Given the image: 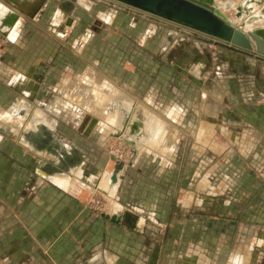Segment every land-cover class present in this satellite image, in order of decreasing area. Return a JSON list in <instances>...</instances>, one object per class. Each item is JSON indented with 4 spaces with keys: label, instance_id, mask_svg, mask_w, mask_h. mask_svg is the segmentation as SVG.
<instances>
[{
    "label": "crops",
    "instance_id": "obj_1",
    "mask_svg": "<svg viewBox=\"0 0 264 264\" xmlns=\"http://www.w3.org/2000/svg\"><path fill=\"white\" fill-rule=\"evenodd\" d=\"M26 1L28 0H0L1 6L9 8L8 15L3 20L2 17L0 19V264H99L100 257L104 258L105 264H117V256L108 255L109 251L105 249L115 248L118 255L124 257L129 256V252L134 254L132 243L137 240L135 232H141L145 226L144 219L140 218L135 227L128 224L121 227L114 218L97 217L68 196H76L81 189L91 192L105 174L117 172L107 171V168L101 172L98 168L93 172L87 171L94 167L88 157L90 145L95 140L103 142V133L96 130L98 124L92 137L86 138L82 134L85 117L97 118L92 114L96 107L90 106L93 104V94L77 92L85 77L79 84L78 76L75 79L58 80L62 71L67 68L59 66L56 59L59 61L68 57L83 65L86 62L84 69L88 73H97L118 85L123 99L115 98L107 109L110 113L116 110L120 119H123V126L120 127L122 133L133 114L136 115L134 121H140V130L145 118L151 117L164 122L165 129L162 127L160 131L163 142L161 148L140 153L135 164L143 153L154 152L155 156L162 158L160 168H165L168 163L166 157L176 151L174 144H166L167 137L172 134L176 139V135H181L184 146L187 136H193V146L199 153L203 152L204 164L207 151H212L207 146L215 144L217 148L218 145V151L226 154H222L221 164L234 163L237 184L250 185L243 195H264V79L258 75L264 62L256 57H243L236 53L247 62L246 74L244 70L236 73V83L230 92L228 87L223 86L224 95H218L214 101L213 112L208 110V98L212 92L207 89L206 82L200 83L199 90L193 95L194 100L184 101V104L175 100L165 101L157 91L160 85H165L167 92L171 91L175 75L168 65L157 58L160 48L155 45V41L159 36L153 26L139 32L137 29L141 22L138 25L133 18L127 19L124 14L117 15L109 9L101 10L108 6H97L93 2L95 7H91L92 10L89 11L80 6L78 0H58L57 6L51 7L54 8L52 16L47 20L58 31L68 30L67 36L69 33L70 35L64 40L70 44V53L67 56L63 50L49 54L50 56L43 52L34 53L31 58L32 44L27 39L29 33L24 32L25 26L30 21L33 26H39L37 22L45 19L46 13L42 14L44 8L34 4L35 0L30 8L25 9ZM97 9L100 10L95 13ZM61 13L63 20H59ZM100 13L109 16L110 21L101 19ZM95 20L101 22V32L94 31L92 25ZM64 26L71 28L66 29ZM53 33L56 40L64 42L56 36L57 33ZM84 36L86 42L83 43ZM82 43V49L78 51ZM20 55L23 56L22 59L16 57ZM203 64L198 65L196 71L199 74ZM75 67L70 66L68 70L72 73L77 69ZM226 67L227 65L216 67L217 74L227 71ZM34 76L40 77L41 82L37 97L31 103L27 100L28 91L23 87L31 83L30 79ZM88 76L91 78V75ZM59 81L61 85L76 88V92L59 98L53 96L52 99L43 96L48 90L55 92ZM124 89L137 91L141 102L137 98L134 100ZM129 98L131 101L127 100ZM197 101L199 110L192 117L191 109ZM143 103L150 105L152 110L146 109ZM166 103L169 106L164 111H158V105L162 107ZM133 105L135 109L132 108ZM80 106L82 109H79ZM137 106L142 107L141 111H135ZM121 107L126 110L132 108L128 120ZM34 109L44 114V121L33 130H25L22 125H25ZM84 114L87 116H83ZM7 115L22 119L24 123L14 124ZM71 120L77 121L72 123ZM133 122L130 123V131ZM20 135L29 142V146L19 141ZM210 136H214L215 142ZM75 158H78V162L69 164ZM54 173L67 178L76 190L75 193H69L60 184L48 179ZM121 175L118 174L120 181L116 192L126 183ZM72 176H77V180L72 179ZM116 200L122 209L126 208L120 203L117 193ZM131 208H136L140 213L142 211V207ZM151 223L155 224L153 221Z\"/></svg>",
    "mask_w": 264,
    "mask_h": 264
},
{
    "label": "rangeland",
    "instance_id": "obj_2",
    "mask_svg": "<svg viewBox=\"0 0 264 264\" xmlns=\"http://www.w3.org/2000/svg\"><path fill=\"white\" fill-rule=\"evenodd\" d=\"M85 1L90 8L95 7L94 3L97 6H108L101 10L109 9L117 15L124 14L127 19L133 18L138 25L141 22L137 29L139 32L144 31L149 26H153L156 33L158 32L159 37L156 39L155 45H158L160 50L157 58L164 65H168L175 75L174 78L172 77L173 82H175H171V91L168 90L167 92L165 85H160L157 91L161 96L160 98L165 101L175 100L179 104H182V102L184 104V101L194 100L193 95L199 90L200 83L206 82L207 89L212 92L211 97L208 98V110L213 112L215 110L214 101L218 95H224L225 89L223 86L228 87L230 92V89L232 90L233 85L236 83V73L239 74V70H244L245 73L247 62L244 58L237 56L236 53L243 57H256L254 53L231 47L198 31L109 0ZM224 1L225 4L222 0H216L222 7L219 11L228 19L236 18V10L234 8L227 10L225 5L227 1H232L235 6L240 0ZM250 1L257 5L256 10H260L264 14V0ZM77 2L84 8L79 0ZM34 4H39L40 8H44L42 14L46 13V16L45 19L43 18L37 22L39 26L35 24L33 26L31 21H28L29 23L25 26L24 32L29 33L27 39L29 38L32 44L31 52L33 54L31 58H33L34 53L40 54L43 52L50 56L58 50L65 51V56H67L70 53V44L64 39L68 32L66 30L63 32L58 31L52 27L51 22L48 23L49 16H52L54 9L51 7L57 6L58 0H35ZM90 8L86 9L91 11L92 8ZM98 10L100 9H97L95 13ZM61 16L63 15H59V18ZM243 23L245 21L241 20V27ZM92 27L97 32H101V29H103L101 22L98 20L94 21ZM257 27L264 26L255 24V29ZM53 32L57 33L56 36L64 42L61 43L56 40L57 38ZM79 48L82 49L81 46ZM80 49L78 51H81ZM43 56L45 55L43 54ZM16 57L23 58L22 55ZM56 60L60 64L59 66L63 65V68H67L62 73L60 72L61 76L58 80L75 79L78 76L79 84L82 78H86L83 79V82L86 81L87 84L83 83L79 86L77 92L92 94L91 86L88 84V74L93 79L90 80L91 82H96V84L109 82L115 85L112 80L106 77L97 73L96 75L88 73V70L84 69L87 66L86 62L83 65L68 57H64L63 62H61V59ZM258 60L264 62V59ZM202 63L204 64L199 74L196 70L199 67L198 65ZM221 65H227L228 69L226 67L227 71L218 75L216 67L218 68ZM70 66H76L77 69L71 73L68 70ZM58 69L61 70V68ZM81 75L83 77L79 78ZM258 75L260 78L262 77L261 79H264V66L261 67ZM60 81L56 85L55 92L48 90V93H44L43 96L52 99L53 96L59 98V96L63 97L67 93L73 94L76 92V88L61 85ZM116 87L119 89L118 85ZM123 91L134 100L137 98L138 100H136L141 102L142 99L137 91L125 89ZM119 93L114 96V99H123L121 90H119ZM130 99L127 100L131 101ZM94 105L95 102L93 101L90 106L94 107ZM142 105L149 111L152 110L149 107L150 105L145 103ZM118 106H121V104ZM158 106V111H164L169 104L166 103L162 107ZM198 106V101L192 106V117L193 114L198 112ZM123 107H121L122 112L128 120L131 117L132 108L135 109V105L128 108V110ZM140 107L137 106L135 111H141L142 107ZM144 108L143 111L146 110ZM79 109H82V106ZM101 112V108L98 112L95 109L92 112L98 118V124L100 121H105L106 118V115H101ZM159 113L161 114V112ZM83 116L87 115L84 114ZM132 117L127 124L125 136L133 138V141L130 138L128 141L134 144L135 139L143 134L144 125L142 120L140 130V121L135 122ZM71 121L76 123L77 120ZM131 122H133L132 131H130ZM180 126L182 127V125ZM138 131L139 133L135 135ZM123 134L120 136L122 137ZM210 137L214 140V136ZM182 138L181 135H176L175 139L172 134L167 137L166 144H174L176 151L166 157L168 163H166L165 168H160L162 158L159 155L155 156L154 152L151 154L143 153L140 158L138 157V162L135 164L137 154L134 155V148L119 137L107 136L105 139L102 138L103 142L95 140L93 145L87 146L90 148L89 160L94 163V167L88 168L87 171L93 172L98 168L101 172L107 168V171H116L117 174H122L121 178L126 183L118 188L116 193L120 203L126 208L112 211L109 196L101 192L93 193L92 190L91 193L88 189H81L76 196H68L84 205L91 214L97 217L106 215H109L111 219L116 216L119 217L118 222L121 227L127 224L125 222L127 213L132 216L131 223L128 225L135 227L140 218L144 219L145 226L143 230L135 232L137 240L132 243L134 254L129 252V256L124 257L118 255V250L115 248L105 249L109 251L108 255L117 256V264H264V241L260 242L262 237L264 238L262 236L264 235V195H243V192H246L250 185L247 183L237 184L236 165L234 163L221 164L220 158L222 154L225 156L226 154L218 151V145L217 148H215V144L207 146L212 151H207L206 164H204L203 152L199 153L193 146V136H187L188 140L184 146ZM161 144L154 146V148L148 146V149L145 148L141 152L159 149ZM227 153L229 156L231 155L229 151ZM120 158L122 160H119ZM81 160V157H79V161ZM117 161L119 162L117 163ZM229 161H231V158ZM73 162H78V158L69 161V164ZM67 163H64V165ZM229 165H233V167ZM238 179L240 180L241 177ZM243 180L245 181V179ZM73 191V193H69L74 194L76 190ZM92 201H95V203ZM96 201L99 202L97 206L95 205ZM131 206L142 207L141 213L136 208L135 210L131 208ZM152 221L155 224L151 223ZM99 264H105L104 258L100 257Z\"/></svg>",
    "mask_w": 264,
    "mask_h": 264
},
{
    "label": "bare ground",
    "instance_id": "obj_3",
    "mask_svg": "<svg viewBox=\"0 0 264 264\" xmlns=\"http://www.w3.org/2000/svg\"><path fill=\"white\" fill-rule=\"evenodd\" d=\"M15 1V0H14ZM32 1L33 0H28L25 2V9L30 8L32 5ZM110 1V0H109ZM216 3V11L218 13V15L222 18H224L226 21H228L232 26L237 27V28H241L244 31L246 30H252L255 29V24H261L264 26V14H262V12H260V10H256L257 5L255 3H252L250 0H240V2L238 1L237 4H233L232 1H227L225 7L228 9H232L234 8L236 10V18L234 19H228L225 15H223L219 10L222 9V7H220V4H217L216 0H214ZM80 4H82L84 7L86 8H90L89 4L87 5L85 2V0H79ZM117 3V2H115ZM225 4V1L223 2ZM15 4V3H14ZM17 4V3H16ZM120 4V3H118ZM17 5H24L22 3H18ZM123 5V4H121ZM222 5V4H221ZM5 6V5H4ZM4 6L0 5V19L2 17V20L4 19V17L6 15H8V9ZM125 6V5H124ZM221 8V9H220ZM142 12V11H141ZM30 13V12H29ZM145 13V12H144ZM113 14V13H112ZM59 15H63L62 13ZM100 16L103 20L106 21H110L109 16H106L102 13H100ZM61 20H63V16L60 17ZM59 18V19H60ZM245 18V19H244ZM9 19V17H8ZM112 20V19H111ZM244 20L245 23L240 24V21ZM8 21V20H7ZM59 24V23H58ZM73 24V23H72ZM4 25V24H3ZM65 25V24H64ZM5 27V26H4ZM65 27V26H64ZM66 29H70L71 26L65 27ZM16 29V28H15ZM14 29V30H15ZM3 30V29H2ZM9 32V30H8ZM68 32V30H67ZM60 34V33H59ZM66 35V34H65ZM13 39V38H12ZM86 42V37H83V43ZM83 43L81 44V48L83 46ZM253 46H255V44L253 43ZM80 49V48H79ZM81 50V49H80ZM91 73V72H90ZM94 74V73H93ZM90 75V74H88ZM89 82L88 84H90L91 88V92L93 94V101L95 102L94 107H96L97 109H102L101 115L105 114L106 118L105 121H100L98 126H97V130L100 131L101 133H103V138L105 139V137L107 136H116L121 138L123 141H125L126 143H128V145L130 144L131 147L134 148L135 154H140L142 153L141 151H143L145 148L148 149L149 147L154 148V146H159L162 142V133L160 132L162 127L164 128V122L161 121L160 119H153V118H145V120H143V125H144V130H143V134H141L139 137H137L135 139V143L133 144V142L128 141L130 139H132V141L134 140L131 137L125 136V131L124 134L122 135V137L120 136L122 134V130H120V127L123 126V123L119 117V114H117L116 111H113V113H110V111H108V105L112 103V101L114 100V96H117V93H119L120 89H117L116 85H112L107 82H102L103 84H96V82H91L90 78L88 79ZM22 83V82H21ZM84 83H86V81H84ZM87 84V83H86ZM27 92V91H26ZM27 94L30 95L29 92H27ZM120 94V93H119ZM119 96V95H118ZM121 96V95H120ZM25 104V103H24ZM112 105V104H111ZM24 108V107H23ZM26 108V107H25ZM89 108L91 109V107L89 106ZM144 108V107H143ZM145 110V108H144ZM99 110H97L98 112ZM96 112V111H95ZM152 112V111H151ZM150 112V113H151ZM152 114V113H151ZM44 115V114H43ZM43 115L41 114V112L37 109H34V111H32V113L30 114V118H28V120L25 121V125H22L23 120L22 119H14L13 117H11L10 115L8 116V119L13 122L14 124L17 125H22L24 126V129H35L38 127V124L43 122ZM100 115V116H101ZM148 115V114H146ZM155 115V114H154ZM99 116V115H98ZM133 116H136L135 114H133ZM157 116V115H156ZM47 118V117H46ZM101 118V117H100ZM136 117L132 118V120H135ZM159 118V117H158ZM3 120V119H2ZM101 120V119H100ZM164 120V119H163ZM4 121V120H3ZM51 122V121H50ZM24 123V122H23ZM43 124V123H42ZM47 125V124H45ZM125 126V125H124ZM127 125L125 127L124 130H126ZM39 129V128H38ZM165 129V128H164ZM30 130V131H31ZM37 130V129H36ZM23 131V130H22ZM21 131V132H22ZM26 132V131H25ZM21 134V133H20ZM24 134V131L23 133ZM26 134V133H25ZM127 137V138H126ZM20 138V140H19ZM18 138V140L20 142H23L24 145H28L29 146V142L27 143V141L24 140V137H22V135H20V137ZM130 138V139H129ZM107 139V138H106ZM117 140V139H116ZM123 143V142H122ZM22 146V145H21ZM132 148V149H133ZM146 149V150H147ZM145 150V151H146ZM152 150V149H151ZM166 150V149H165ZM45 154V153H43ZM76 172V171H75ZM76 174V173H75ZM117 175V182L113 183L112 180L110 181V173L105 174L101 179H99V181L97 182L96 185H94L93 188V193H97V192H101L107 196H109V199L111 201V207H112V211L117 209L120 210L122 207L120 206V204L118 203V201L116 200V189L118 187L119 181L120 179L118 178V174L114 173ZM54 175H56V173H54ZM50 175V177H48V179H52V181L60 184L62 186V188L68 192H74V188L71 186L70 181L67 178H63V176H59V175ZM80 175V174H79ZM77 176H72V179H76ZM79 177V176H78ZM70 179V178H69ZM71 179V180H72ZM90 179V178H89ZM77 180V179H76ZM91 180V179H90ZM53 182V183H54ZM72 182V181H71ZM76 182V181H75ZM81 182V181H80ZM96 183V182H95ZM80 184V183H79ZM84 184V183H83ZM83 186V185H82ZM76 187V186H75ZM84 187V186H83ZM90 187V186H88ZM92 189V187L90 188ZM105 197V196H104ZM107 198V197H106ZM110 206V205H108ZM110 208V207H109ZM264 241V238L262 237L261 241Z\"/></svg>",
    "mask_w": 264,
    "mask_h": 264
},
{
    "label": "water",
    "instance_id": "obj_4",
    "mask_svg": "<svg viewBox=\"0 0 264 264\" xmlns=\"http://www.w3.org/2000/svg\"><path fill=\"white\" fill-rule=\"evenodd\" d=\"M159 17L182 27L192 29L208 35L215 40L228 44L231 47L254 53L256 58L264 59V27L252 30H243L232 26L215 10L214 0H110ZM224 2V0H222ZM218 4V3H217ZM71 19L68 23L70 24ZM253 43L255 46H253ZM32 82L25 84L23 88L30 93L27 100L33 103L40 89L41 78L34 76ZM29 80V81H30ZM19 88V87H18ZM21 88V87H20ZM98 124L95 117H86L82 124L84 137H92L94 128ZM113 183L117 182V175L111 177ZM109 217V215H106ZM116 221L119 217H114ZM132 216L127 213L125 222L131 223Z\"/></svg>",
    "mask_w": 264,
    "mask_h": 264
},
{
    "label": "built area",
    "instance_id": "obj_5",
    "mask_svg": "<svg viewBox=\"0 0 264 264\" xmlns=\"http://www.w3.org/2000/svg\"><path fill=\"white\" fill-rule=\"evenodd\" d=\"M121 158H122V157H121ZM121 158H120L119 160H122ZM118 162H119V161H117V163H118ZM92 202L95 203V201H92ZM93 203H92V204H93ZM98 203H99V202L96 201V204H95V205L97 206Z\"/></svg>",
    "mask_w": 264,
    "mask_h": 264
}]
</instances>
